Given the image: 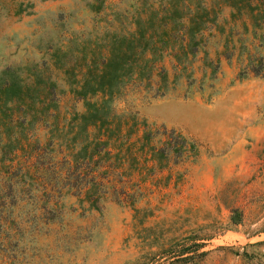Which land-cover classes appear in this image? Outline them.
<instances>
[{
	"label": "rangeland",
	"instance_id": "1",
	"mask_svg": "<svg viewBox=\"0 0 264 264\" xmlns=\"http://www.w3.org/2000/svg\"><path fill=\"white\" fill-rule=\"evenodd\" d=\"M87 1L0 0V78H27V67L34 64L66 89L63 72L50 63L49 46L65 50L72 60L84 41L110 29L115 12L124 28L130 26L128 15L137 5L136 0H105L94 12ZM227 12L222 7L217 20ZM69 35L74 41L66 43ZM220 42L215 32L207 37V60ZM201 54L192 61L191 74L178 73L164 94L128 91L112 102L117 110L134 111L148 123L192 138L197 154L169 169L139 171L123 163L120 175L104 185L97 209L62 197L55 220L33 219L38 233L25 234L12 257L0 254V264H128L148 251L167 264L161 257L166 246L193 237L204 239L198 249L204 253L170 264H264V76L239 79L234 58L218 55L210 77ZM163 64L170 77L168 57ZM59 98L60 114L83 109L66 90ZM35 130L42 141L45 130ZM168 171L166 182L158 178ZM28 209L21 202L15 213L23 218Z\"/></svg>",
	"mask_w": 264,
	"mask_h": 264
},
{
	"label": "trees",
	"instance_id": "2",
	"mask_svg": "<svg viewBox=\"0 0 264 264\" xmlns=\"http://www.w3.org/2000/svg\"><path fill=\"white\" fill-rule=\"evenodd\" d=\"M136 1L128 15L130 26L124 28L115 12L110 29L84 41L72 60L65 50L49 46L50 63L63 72L66 89L34 64L27 67V78H0V254L12 257L10 251L25 234L38 233L33 219L42 218L44 224L55 220L66 195L97 209L104 185L120 175L123 163L139 171L145 166L149 171L169 169L197 154L192 138L148 123L134 111L115 109V99L128 91L164 94L178 73L191 74L198 52L210 77L218 55L234 58L239 79L264 76V0ZM86 4L98 12L105 0ZM222 7L228 12L219 22ZM214 32L221 42L215 57L207 60L204 44ZM72 39L69 35L66 43ZM167 57L170 77L163 64ZM65 90L82 101V110L59 113ZM38 127L45 130L42 141L34 133ZM169 177L168 171L158 178L166 182ZM21 202L29 204L23 218L15 213ZM203 240L193 237L166 246L161 257L170 264L203 254L198 251ZM154 256L148 251L128 264H162Z\"/></svg>",
	"mask_w": 264,
	"mask_h": 264
}]
</instances>
